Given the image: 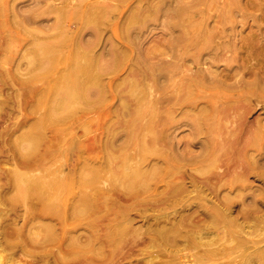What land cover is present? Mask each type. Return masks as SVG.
I'll return each instance as SVG.
<instances>
[{"label":"rangeland","instance_id":"1","mask_svg":"<svg viewBox=\"0 0 264 264\" xmlns=\"http://www.w3.org/2000/svg\"><path fill=\"white\" fill-rule=\"evenodd\" d=\"M263 13L264 0H0V264H182V260L190 264L187 256L195 249L178 251L156 234V240H150L157 222L166 225V215L174 219L179 216L176 210L184 209L183 204L166 211L153 209L168 181L201 176L197 170L201 163L195 159L200 146L192 142L188 126L179 130L180 148L185 155L174 162L179 166L178 173L171 178L159 176L138 199L126 196L122 187L111 191L107 199L113 203L99 215L78 216L75 206L79 202L68 189L66 194L70 195L59 201L49 195L25 197L12 184L11 177L13 172L32 178H49L52 172L61 177L70 173L77 179L68 184L69 189L87 190L89 187L79 180L85 170L81 150L86 147L91 156L106 153L103 144L108 138L107 125L112 118L117 120L112 111L120 102L126 100L131 107L141 99L156 102L154 108L159 115L171 109L184 122L187 116L196 114V109L187 105L182 111L178 107L185 93L183 86L189 74L194 73V55L211 40L220 41L223 30L224 41L229 43L228 58L215 62L212 70L217 78L206 87H198L197 95L201 98L195 105L204 109L209 102L213 106L216 115L212 121L216 131L222 133L216 142L226 139L227 150L232 155L243 154L244 158L237 160L249 170L250 165L257 170L247 171L250 174L245 182L249 185L248 193L244 190V208L240 204L243 199L236 198L243 194L242 190H236L241 191L239 195L236 191H223L222 195L235 200L236 211H249L251 218L245 225L249 230L257 227L264 235ZM46 44L54 46L61 56L75 54L84 63L91 56L96 57L106 100L95 111L73 120L57 138L47 129L38 148L26 155L21 151L22 136L37 127L55 94L53 85L60 86L61 74L65 73L60 68L39 76L35 58ZM167 60L172 62L165 64ZM148 119L143 116L141 122L145 124ZM74 142L81 143L79 149ZM124 145H115L110 151L117 155L127 152L131 157L129 164H134L136 146ZM154 162L157 160L151 163ZM107 169L98 183L104 191L114 188L122 176L119 166L113 171ZM123 170L128 172L130 167L126 164ZM212 181L216 185L217 180ZM103 200L101 197L99 203L103 204ZM123 213L133 219L128 224L130 232L121 240L116 234L109 237ZM254 228L253 237L261 239L263 235L258 237ZM52 229L55 235L51 238ZM92 233L96 239L89 244ZM70 237L76 238L73 247ZM172 252L174 257L180 253L183 259L177 256L174 261ZM233 254L236 258L228 256L225 264H241L240 252Z\"/></svg>","mask_w":264,"mask_h":264},{"label":"bare ground","instance_id":"2","mask_svg":"<svg viewBox=\"0 0 264 264\" xmlns=\"http://www.w3.org/2000/svg\"><path fill=\"white\" fill-rule=\"evenodd\" d=\"M224 32L225 30L220 36V41L211 40L210 43L204 44L197 54L194 55L193 60L196 67L191 68L194 73L193 75L189 74L187 84L183 86L185 93L181 97L178 107L182 111L187 105L191 109H196V114L190 117L187 116L184 122L181 118H177L173 112L174 110L171 109L167 113L165 112V115H159L154 108L156 102H148L145 99H141L138 103L136 102L135 106L131 107L129 102L126 100L122 101L120 106L112 111V116H115L117 120L112 118L107 125L109 130L108 138L103 144V150L106 153L91 156L87 155L86 147L85 150H81V152L83 151L81 160L85 170L80 174L79 180L81 181L80 183H83V186L89 187L88 189L90 190L80 189L79 191H74L73 188L69 189L70 186L68 184H72L71 182L77 179L75 176L72 177L70 173H65L66 176L61 177L59 174L53 175L55 172H52L49 178H32L28 176L19 177L17 172H13L11 181L18 188L17 191L25 197L32 194L38 197L49 195L58 201L63 200L70 194L76 195L75 197H77L79 204L77 207L75 206L76 212H74L78 216H92L97 213L99 215L105 206L113 203L107 199V195H111V191H117L118 188L122 187L126 189V196L138 199L141 194L148 192L159 176L165 175L167 178H171L178 173L179 166L175 165L174 162L177 161V158L183 159L185 155L182 148H180L179 140V130L185 125L191 130L192 142L200 146V152L195 154V159L201 163V166H197L201 176L189 175L188 179L182 177L183 179L180 181L173 179L168 181L164 190L159 194L158 204L153 209L166 211L168 208L179 204H183L184 209L176 210L179 218L174 217V219H171L170 215H166V225L163 224L164 226L157 222V226L152 229L155 233L150 235V240H156V234L158 239L164 240V244L168 247H176L178 251L186 252L189 248L195 249V252L187 256L191 259H187V262L191 261L190 264H219L220 262L225 264L224 262L229 258H236L233 254H236V252L241 254V264H264V235L261 230H259L260 232L257 231V227V230L254 227H250L251 230H249V227L245 225L249 224L248 220L251 217L248 215H251V213L249 214V211L246 212L244 209L236 211L235 200L229 195H222L223 191L233 194L237 189L242 190V196L239 195L241 191L239 193L236 191V195H239L236 198L241 197L243 199H241L243 203H239L244 208L246 202L244 193L247 185H249V182L247 184L245 182L249 179L250 173L247 175V171L250 168L239 162L241 157L244 158L243 154L241 155L238 152L232 155L231 151L227 150L228 141L226 139H221L222 141L219 143L216 142L217 137L222 136V133L216 131V124L212 121V118L216 115L215 110L212 111L213 106L209 102H206V106L209 107H204V109H201L199 105H195L196 101L201 98L197 95L198 87H206L205 84L214 83L217 78L212 70L215 62L224 59V57L228 58L227 54H229L230 49L227 45L229 43L224 41ZM55 49L54 46L46 44L43 46L41 53L35 58L39 76L44 77L47 72L60 68L65 73L61 74V85L58 86L57 81L55 83L57 87L53 85L56 90L55 94L47 103L46 112L41 117L37 127L35 126L36 128L33 131L30 130L22 136L24 145H22L21 151L26 155L33 153L38 148L45 137L47 129L50 128L57 138L59 133L70 127L73 120L95 111L106 100V93L99 73L101 66L98 61L96 62V57L91 56L88 58L87 63H84L81 62L83 58L80 59L75 54L61 56ZM171 62V60H167L165 64L169 65ZM96 66L97 69L95 70ZM95 71L98 73H95ZM53 87L51 88L53 89ZM46 91L42 92L46 94ZM41 97L43 96L41 95ZM204 98L207 97L205 96ZM42 103L44 104V102ZM143 116L149 118L145 124L141 122ZM76 144L74 147L79 149L78 145L81 143ZM122 144L124 147L129 145L136 146V158L132 157L134 164H129L131 157L127 155V152L123 151L120 155H117L110 151L113 146H121ZM54 146L57 148L56 145ZM125 149L123 148V150ZM227 154L232 156L223 158ZM237 158H240L239 161ZM154 159L157 162L152 164L151 162ZM233 161L235 162L233 163ZM219 162H222L223 165H220ZM126 164L130 167L128 172L122 171ZM114 165L117 168L118 166L121 168L120 173L122 176H118L120 179H117L119 182L115 183L114 188L104 191L98 183L104 177L103 173L106 168L109 171L116 170ZM250 166L251 170H253L252 172L257 171L254 170L252 165ZM217 169L222 171L218 172ZM113 173L111 174L113 175ZM257 175L260 174L257 172ZM213 178L217 180L216 185L213 184ZM250 188H252L251 185ZM67 189L70 190L68 195L66 194ZM15 196L17 197V195ZM101 197L105 199L103 204L99 203ZM251 202L253 201L251 200ZM262 203L264 206V200ZM61 209L63 210V207ZM55 211L57 212V210ZM52 214L54 215V212ZM195 218L198 219L195 220ZM132 221L133 219L129 215L123 213L109 237L116 234L118 239H123L125 234L127 235V232L129 233L131 230L128 224H131ZM246 221L248 222L246 223ZM253 228L255 229L253 232H258V237L263 235L261 239L257 240L253 237ZM260 233L261 235H259ZM54 235L55 230L52 229L49 237L52 238ZM95 239L96 234L92 233L88 243L90 244ZM69 242H71V247H73L72 245H75L76 238L70 237ZM170 256L172 257V255ZM177 256H181L180 253ZM177 256L174 257L173 253V260L178 258ZM228 256L229 258L227 259ZM182 264H186V262L182 260Z\"/></svg>","mask_w":264,"mask_h":264}]
</instances>
